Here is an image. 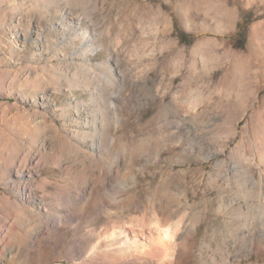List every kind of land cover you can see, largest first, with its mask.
Here are the masks:
<instances>
[{"label":"rangeland","instance_id":"obj_1","mask_svg":"<svg viewBox=\"0 0 264 264\" xmlns=\"http://www.w3.org/2000/svg\"><path fill=\"white\" fill-rule=\"evenodd\" d=\"M168 230L264 264V0H0V264Z\"/></svg>","mask_w":264,"mask_h":264},{"label":"bare ground","instance_id":"obj_2","mask_svg":"<svg viewBox=\"0 0 264 264\" xmlns=\"http://www.w3.org/2000/svg\"><path fill=\"white\" fill-rule=\"evenodd\" d=\"M123 234L124 233L121 231L120 235H123ZM108 238H110V240H111L114 238V236H109ZM153 238H154L153 236H150L148 238V240L147 239L145 240L146 243H144L140 246L138 244H134L135 245L134 249L128 250L127 252H122V253L114 252V254H112V255H108V253H107V254H104L103 257L106 261H110L111 264H116V263H119L122 261L125 262L127 260V258L140 259V260H142L141 262H144L143 258H150L152 260L161 259V261L168 260L169 256L172 253L171 251L174 250V247H175L174 242H173L174 241V235H172L171 232H169V230H168V231L164 232L162 236H159L156 241H154ZM94 250H95V247L89 251V256L92 257V258L90 257L89 260H92L93 257L95 258V256L99 255V254H95ZM158 250H159V252L162 251L163 255H161V256L157 255L156 253L158 252ZM133 262L135 263V261H133ZM8 264H12V263L9 261ZM138 264H139V262H138Z\"/></svg>","mask_w":264,"mask_h":264}]
</instances>
